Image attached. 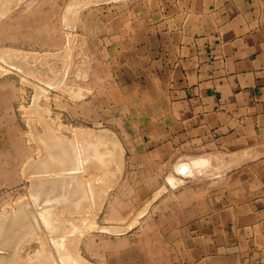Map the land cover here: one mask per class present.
<instances>
[{"label": "crops", "instance_id": "1", "mask_svg": "<svg viewBox=\"0 0 264 264\" xmlns=\"http://www.w3.org/2000/svg\"><path fill=\"white\" fill-rule=\"evenodd\" d=\"M76 23L99 119L143 147L129 173L181 158L220 171L149 205L162 184H139L149 208L109 264H264V0H92Z\"/></svg>", "mask_w": 264, "mask_h": 264}, {"label": "rangeland", "instance_id": "2", "mask_svg": "<svg viewBox=\"0 0 264 264\" xmlns=\"http://www.w3.org/2000/svg\"><path fill=\"white\" fill-rule=\"evenodd\" d=\"M4 1L0 4V53H2L0 54V212H2L0 215V256L7 258L10 262H12L11 259H15L9 264H24L27 260L37 259L38 252L41 253L43 249L48 248L50 252L51 249L53 250L54 254H51L55 255V259L60 264H74L71 262L73 258L71 260L69 257L76 256V254L79 261L76 256L75 264H109L113 257L110 254L115 253L114 245L123 248V243L117 244L116 241L130 229L135 230L139 227L141 215L149 208V206H144V208L134 206L135 198L138 196L136 189L139 184L155 182L162 184L160 190L148 193L149 205L153 199L170 191L171 188L187 182L207 181L220 171L215 168L216 165L206 161L194 164L193 170L183 174L178 171L180 161L192 162L194 159L191 158L189 161L190 158H181L161 164L148 163L150 168H154L152 174L150 172L144 175L143 173H129L130 168L143 166V159L131 158L132 151L143 149L142 145L134 141L136 129L107 126L99 119L102 112L101 107L99 108V96L91 91L95 76L92 71L90 48L78 45L76 41L77 14L90 6L92 0ZM4 53L7 54L6 57ZM9 54L12 55L10 58ZM38 90L40 94L37 93ZM50 130L55 135L62 136L63 134L65 139L67 136L68 141H76L72 142V145L77 144L74 152L76 163L75 167L62 168L55 175L54 170L52 175L50 172H40V176L26 168L49 155L46 145L49 144L47 137L51 135ZM98 135L108 136L110 140H115L116 144L105 140L100 141L97 138ZM103 145L106 147L105 150ZM107 146L115 147L114 159L107 157H110L106 152ZM109 160L111 161L108 164ZM105 167H110V170L106 171ZM203 169H205L204 175ZM65 171L69 174L65 175ZM60 172L64 174L60 175ZM72 172H79V175ZM58 173H60L58 185L61 186L60 191L51 192L52 188H50V192L42 190V193L37 189L43 181L50 178V175L58 176ZM71 173L73 177L70 176ZM168 176L173 178V182ZM75 177L79 178L74 179ZM102 177L104 181H101ZM105 178L112 181L108 180L106 183ZM77 179L82 183L81 185L77 183ZM107 185L111 188L108 193ZM99 186L101 189H98ZM85 192L86 196H84ZM101 192L103 193L100 194ZM91 194L94 195L90 196ZM102 200H104L103 203ZM91 201L97 208L93 207L94 204H91ZM48 204L49 206L46 207L49 209L51 207H54L53 210L56 209V211L51 210L50 214L51 218H55L56 221L48 216L46 217L48 219L46 221H49L47 223L44 215L48 213L44 211L46 209L44 206ZM97 204L102 205V208L100 209ZM91 205L93 210L95 209L94 212L91 211ZM33 208L37 209L33 210ZM41 212L46 223H42L43 220L39 216ZM28 215L34 219L37 217V220L29 217L30 221L32 220L30 223ZM33 221L35 223L38 221L40 226L38 223L34 224ZM89 221L92 222L91 224L94 223L95 227L89 225ZM52 222H55V225L52 226ZM100 226H103L105 230H102ZM105 226L106 228L113 227L106 230ZM84 227L89 229L83 230ZM112 229L115 231H111ZM54 239L58 240L57 243L59 242L58 248L62 250H60L61 256L58 255L59 249L57 250V243ZM63 241L66 247L61 243ZM59 244L68 248V253L67 249L65 250ZM69 249L75 253H70ZM76 250H79L78 253ZM64 252L68 254L67 256L69 253L71 255L67 257ZM59 256L64 258L62 259L64 262ZM79 257L84 261L80 263Z\"/></svg>", "mask_w": 264, "mask_h": 264}, {"label": "bare ground", "instance_id": "3", "mask_svg": "<svg viewBox=\"0 0 264 264\" xmlns=\"http://www.w3.org/2000/svg\"><path fill=\"white\" fill-rule=\"evenodd\" d=\"M12 1H14V0H12ZM3 2H5L4 0H0V4L2 3L3 4ZM1 7V6H0ZM1 9V8H0ZM2 16V15H1ZM71 38V37H70ZM1 55H2V53H0ZM5 54V53H4ZM12 54V53H11ZM7 56V54H5V56L4 57H6ZM10 56H12V55H10L9 54V58H10ZM12 58V57H11ZM14 58V57H13ZM5 60L6 61H8V59L7 58H5ZM16 60V59H15ZM10 62H12V60H9ZM13 62H14V60H13ZM19 62V61H18ZM9 63V62H8ZM11 64V63H10ZM25 65V64H24ZM26 65H27V63H26ZM32 67V66H31ZM25 69V66H24V68H23V70ZM3 70V69H2ZM22 70V71H23ZM26 70V69H25ZM24 70V71H25ZM29 70V69H28ZM26 72H28V71H26ZM1 73H2V71H1ZM58 84V83H57ZM60 84V83H59ZM61 84H63L62 82H61ZM55 85V84H54ZM37 87V86H36ZM60 87H62V85L60 86ZM59 88V87H58ZM65 88V87H64ZM63 88V89H64ZM59 89H61V88H59ZM62 90V89H61ZM40 91L38 90V92L37 93H39ZM45 92V91H44ZM43 93V91L41 92V94ZM40 94V93H39ZM37 96V95H36ZM37 98V97H36ZM78 98V97H77ZM38 99V98H37ZM40 109H42V108H40ZM34 110H35V107H34ZM29 111V110H28ZM31 111V110H30ZM43 111V110H42ZM43 114V113H42ZM49 122V121H48ZM48 124V123H47ZM49 124H50V122H49ZM51 125V124H50ZM52 127H53V124H52ZM53 130V129H52ZM55 131V130H54ZM48 132V131H47ZM47 132H46V134H47ZM50 133H51V130H50ZM52 134H54V135H52ZM59 134V133H58ZM88 134V133H87ZM62 136H60V135H55V133H51V135L49 136V137H47L48 138V140H47V142L49 141V144L47 143V145H46V150L47 149H49V155L47 156V154H46V156L47 157H45L44 159H41V160H39L38 162H33L31 165H30V167L28 168H26L27 170L28 169H30V172H32V173H34V174H36V173H38V174H40V172H50V174L52 175V171H54L55 170V173H54V175L56 174V172H59V170L60 169H62V168H71V167H75V159H76V153L74 154V152H75V150H76V148H75V146L77 145H72V142L73 143H75L73 140H72V142L71 141H68L67 140V136H66V139L63 137V134H61ZM89 135V134H88ZM85 136V135H84ZM44 137H46V135L44 136ZM77 137V136H76ZM100 141H103V140H105V141H107V142H114V144H116V141L115 140H110V138L108 137V136H105V135H98V137H97ZM96 138V139H97ZM70 139V138H69ZM107 139V140H106ZM46 140V139H45ZM99 141V142H100ZM41 142V141H40ZM46 144V143H45ZM39 145V144H38ZM44 145V144H43ZM78 147V146H77ZM80 147V146H79ZM103 147H105L104 145H103ZM108 147V146H107ZM106 149V147L104 148V150ZM42 151V150H41ZM106 152H108V155H110V157L109 156H107L108 158H113L114 159V156H115V153H116V150H115V147H111V146H109L108 148H107V151ZM105 151H104V153H106ZM107 155V154H106ZM78 156H79V152H78ZM80 157V156H79ZM78 157V158H79ZM207 157H209V156H207ZM210 158V157H209ZM80 159V158H79ZM104 158H102V160H103ZM120 159V158H119ZM208 159V158H207ZM105 160V159H104ZM80 161V160H79ZM106 161V160H105ZM111 160H109V161H107L108 162V164H109V162H110ZM120 161V160H119ZM189 161H191V159L189 160ZM209 161V160H208ZM182 162V163H181ZM200 162H205V159H194V161L192 160V162H187V160H186V162H183L182 160L180 161V164H179V166H178V171L179 172H181V173H183V174H185V173H189V171H191V170H193L194 168L192 167L194 164H196V163H200ZM210 162H211V160L209 161V164H210ZM102 163H103V161H102ZM202 164V163H201ZM230 164V163H229ZM103 165H105V164H103ZM198 166H199V164H197ZM27 166H29V164L27 163ZM84 166V165H83ZM107 166V165H106ZM198 166H195V167H198ZM108 167V166H107ZM111 167V166H110ZM109 167V168H110ZM208 167V166H207ZM109 168H106L105 167V169H106V171H107V169H109ZM193 168V169H192ZM203 168V167H202ZM208 168H210V166L208 167ZM104 169V168H103ZM110 170V169H109ZM204 170L205 169H203V175H204ZM66 171H68V170H66ZM65 171V175H66V173H68V172H66ZM103 171V170H102ZM177 171V170H176ZM207 172H209V170H207ZM207 172L205 173V175L207 174ZM61 173V172H60ZM60 173H58L57 175L58 176H51L50 174H48V175H50V178L49 179H47L46 181H48V183H46V181L44 182L43 181V184L42 185H40L39 187H37V189H39L41 192H42V190H44V192L45 191H51L50 190V188H52V191L51 192H55V190H59L60 189V187L58 186L59 185V176L60 175H63L64 173L62 172L61 174ZM73 173V172H72ZM71 173V175L70 176H72L74 173H76V172H74L73 174ZM78 173V174H77ZM76 173V175H79V172H77ZM102 173V172H101ZM104 173H106L105 171H104ZM30 174V173H29ZM60 174V175H59ZM69 174V173H68ZM81 174V173H80ZM197 174H199V173H197ZM209 174V173H208ZM75 175V176H76ZM187 175V174H186ZM33 176V175H32ZM38 176V175H37ZM40 176H41V174H40ZM69 176V177H70ZM93 176H95V175H93ZM35 177V176H34ZM66 177H68V176H66ZM66 177H63V178H66ZM73 177V176H72ZM71 177V179H73ZM99 177V176H98ZM108 177V176H107ZM169 177V176H168ZM62 178V179H63ZM76 178H79V177H75L74 179H76ZM92 177H90V179H91ZM104 177H102V180L101 181H104V179H103ZM100 179H101V177L99 178V181H100ZM169 179H170V181L171 182H173V178L172 177H169ZM86 180V179H85ZM96 180H98V178L96 179ZM108 180H110V181H112L111 179H108ZM108 180L105 178V181H107L106 183H108ZM116 180V179H115ZM77 183H79V185H81L82 183L77 179ZM99 181H95V182H99ZM177 181V180H176ZM175 181V182H176ZM42 182V181H41ZM65 182V181H64ZM68 183V182H67ZM103 183V182H102ZM110 183V182H109ZM112 183V182H111ZM40 184V183H39ZM62 185V184H61ZM64 185V184H63ZM104 185L106 186V184L104 183ZM171 185H173V184H171ZM177 185V184H176ZM50 186V187H49ZM89 186H91V184L89 185ZM109 185H107V193H108V191H109V189H111V188H109L108 187ZM175 186V185H174ZM79 187V186H78ZM91 189H92V187H90ZM100 188V186L98 187V189ZM105 188V189H106ZM36 189V188H35ZM36 189V192H38V190ZM69 189H70V187H69ZM74 189V188H73ZM77 189V188H76ZM79 190H80V188H78ZM77 189V190H78ZM88 189V188H87ZM101 189V188H100ZM60 191V190H59ZM76 191V190H75ZM85 191H87V190H85ZM93 191V190H92ZM30 192H33V191H30ZM46 192V193H47ZM63 192V191H62ZM71 192V191H70ZM100 192V191H99ZM104 192H105V190H104ZM43 193V192H42ZM92 193V192H91ZM103 192H101L100 194H102ZM94 195V194H93ZM92 194L90 195V196H93ZM98 196H99V193L97 194ZM107 195V194H106ZM32 196V195H31ZM75 196V195H74ZM84 196H86V192L84 193ZM98 196H97V198H96V200L98 199ZM102 197V196H101ZM102 198H104V197H102ZM27 199V198H26ZM33 199V198H32ZM81 199H83V198H81ZM95 199V198H94ZM100 199V198H99ZM101 200V199H100ZM29 200H27V202H28ZM94 201V200H93ZM103 201L104 200H102V203H103ZM76 202V201H75ZM101 202V201H100ZM31 203V202H30ZM55 203V202H54ZM93 202L91 201V204H92ZM24 204V203H23ZM28 204V203H27ZM31 204H33V203H31ZM30 204V205H31ZM36 204V202L34 203V205ZM51 204V203H50ZM53 204V203H52ZM58 204V203H57ZM78 204V203H77ZM80 204V203H79ZM87 204V203H86ZM94 204V203H93ZM99 204H101V203H99ZM19 205V204H18ZM22 204H20V206H21ZM29 205V204H28ZM73 205V204H72ZM71 205V206H72ZM98 205V204H97ZM42 206H44V205H42ZM46 206H49V204L48 205H45L44 207L46 208H44L45 210L44 211H46V213H48L47 215L45 214L44 216V218H45V221L46 220H48V219H46V217H48L49 216V218H51L52 217V215L50 216V214H51V212L52 211H56V209H54L53 210V208L51 207L50 209H49V207H46ZM51 206V205H50ZM52 206H54V204L52 205ZM78 206V205H77ZM95 206V208H97V206L94 204L93 205V207ZM99 206V205H98ZM27 208H29L28 206H26ZM33 207V206H32ZM36 207V206H35ZM75 207H76V205H75ZM102 208V205H100L99 206V208ZM57 208V207H56ZM91 208H92V205H91ZM100 208V209H101ZM35 209H37V208H33V210H35ZM42 209V208H41ZM29 210V209H28ZM32 210V211H33ZM52 210V211H51ZM62 210V209H61ZM75 210V209H74ZM76 210H77V208H76ZM95 210V209H94ZM94 210H93V208H92V212H94ZM41 210H39V212H40ZM48 211V212H47ZM49 211H50V213H49ZM24 212H26V210L24 211ZM98 212H99V209H98ZM2 212H0V215H2L1 214ZM14 213H16V212H14ZM36 213V212H35ZM54 213V212H53ZM66 213H67V211H66ZM20 214V213H19ZM25 214V213H24ZM26 214H28V213H26ZM39 214V213H38ZM41 214H42V212H41ZM39 215V216H41V218H42V220H43V214L42 215ZM87 214V213H86ZM4 215V214H3ZM7 215V214H6ZM54 215V214H53ZM88 215H90V213L88 214ZM91 215H93V213L91 214ZM20 216V215H19ZM22 216H23V214H22ZM33 216V215H32ZM36 216V215H35ZM34 216V217H35ZM55 216V215H54ZM94 216H95V214H94ZM93 216V217H94ZM17 217V216H16ZM24 217V216H23ZM22 217V218H23ZM30 216L28 215V218H29ZM30 218H33V217H30ZM30 218L28 219L29 220V222L31 223V221H30ZM37 218V217H36ZM34 219L33 218V220H37V219ZM68 218V217H67ZM15 219V218H14ZM51 219H53V221H56V219L55 218H51ZM55 219V220H54ZM60 219V218H59ZM58 219V220H59ZM17 220V219H16ZM19 220H20V218H19ZM24 220V219H23ZM27 220V219H26ZM50 220V219H49ZM16 222V221H15ZM25 222V221H24ZM34 222V224H37L38 223V221L35 223V221H33ZM47 223L49 222V221H46ZM46 222H44V220H43V222L42 223H46ZM53 224H52V226L53 225H55V222H52ZM88 223V222H87ZM92 223V222H91ZM90 223V221H89V225L91 224ZM18 224H19V222H18ZM33 224V223H32ZM39 224V223H38ZM50 224V223H49ZM48 224V225H49ZM45 225V224H44ZM51 225V224H50ZM74 225V224H73ZM91 225H95L94 223L93 224H91ZM97 225V224H96ZM17 226V225H16ZM28 226V225H27ZM33 226H35V225H33ZM39 226H40V224H39ZM80 226V225H79ZM88 226V225H87ZM20 227V226H19ZM42 227V226H41ZM40 227V228H41ZM50 227V226H49ZM81 227V226H80ZM86 227V226H85ZM84 227V229L83 230H88L87 228H85ZM89 227H92V226H89ZM95 227V226H94ZM101 227V226H100ZM110 226H108V228H106V226H105V228H106V230L108 229H110V228H112V227H110ZM16 228V227H15ZM36 228V227H35ZM34 228V229H35ZM40 228H37V229H39L40 230ZM48 228V227H47ZM77 228V227H76ZM82 228V227H81ZM102 228V230L104 229L103 228V226L101 227ZM41 229H43V228H41ZM80 229V228H79ZM91 229V228H90ZM21 231H22V229H20ZM29 230V229H28ZM82 230V229H81ZM105 230V229H104ZM49 231V230H48ZM73 231V230H72ZM76 231H78V228H77V230ZM111 231H115V230H111ZM0 232H1V229H0ZM24 232H25V230H24ZM63 233V232H62ZM79 233L81 234V232L79 231ZM9 234V233H8ZM15 234V233H14ZM53 235V234H52ZM79 235V234H78ZM20 236V235H19ZM81 236V235H80ZM16 237V236H15ZM18 237V236H17ZM54 238V237H53ZM65 238V237H64ZM78 238V237H77ZM81 238V237H80ZM13 240V239H12ZM55 241H56V243H57V241L58 240H56V239H54ZM10 241V240H9ZM14 241V240H13ZM54 241V242H55ZM80 241V240H79ZM77 242V241H76ZM59 243V242H58ZM58 243L56 244V246H57V250L59 249V252H58V255H60V252L62 251L61 250V248H58L59 246H58ZM61 243H63V245L65 244L64 243V241L63 242H61ZM60 243V244H61ZM59 244V245H60ZM2 245V244H1ZM10 245V244H9ZM63 245H60V246H62V248L65 246H63ZM66 247V246H65ZM64 247V248H65ZM68 247V246H67ZM45 248V247H44ZM67 249V250H66ZM74 249V248H73ZM77 249H79V247H77ZM44 251H42L41 253L40 252H38L39 254H38V258L37 259H35V260H27V262H25L24 264H60V262L59 261H57L56 259H55V255L53 256L52 254H54V253H52V249H51V252L49 251L50 249H48V248H45V249H43ZM61 250V251H60ZM65 250H66V252L68 251V248H65ZM64 250V251H65ZM72 250V249H71ZM77 251V250H76ZM79 251V250H78ZM78 251H77V253H78ZM69 252L71 253V252H73V251H70V249H69ZM52 253V254H51ZM63 253V252H62ZM68 253V252H67ZM69 253V256L71 255ZM73 253H75V252H73ZM72 253V254H73ZM37 254V253H36ZM64 254H65V252H64ZM66 255V254H65ZM65 255H63V256H65ZM68 255V254H67ZM66 255V256H67ZM57 256V255H56ZM61 256V255H60ZM59 256V257H60ZM69 256H67V257H69ZM72 256V255H71ZM70 256V257H71ZM76 256H77V259H78V255L76 254ZM76 256H72L71 258L69 257V259H71L72 260V258H73V260L71 261V262H74V264H75V262H76ZM18 257V256H17ZM58 257V256H57ZM80 258V257H79ZM60 259H61V261H63L64 262V260H62V259H64L63 257H60ZM12 260V262H10V261H8L7 260V258L6 259H4L2 256H0V264H9V262L10 263H13L14 261H15V259H11ZM82 260L83 259H81L80 258V263L82 262ZM78 261H79V259H78ZM77 261V262H78ZM84 261V260H83ZM59 262V263H58ZM18 263V262H17ZM63 264H65V263H63ZM67 264V263H66ZM73 264V263H72ZM78 264V263H77ZM81 264H83V263H81ZM85 264V263H84Z\"/></svg>", "mask_w": 264, "mask_h": 264}]
</instances>
